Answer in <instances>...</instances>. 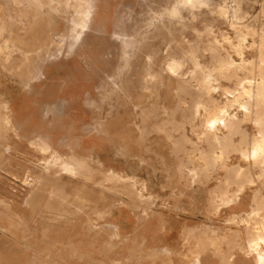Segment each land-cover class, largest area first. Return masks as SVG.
<instances>
[{
	"label": "rangeland",
	"instance_id": "374dc122",
	"mask_svg": "<svg viewBox=\"0 0 264 264\" xmlns=\"http://www.w3.org/2000/svg\"><path fill=\"white\" fill-rule=\"evenodd\" d=\"M15 1L0 0V95H15L18 109L11 125L0 124L1 191L20 203H40L38 218L81 220L84 226L80 232L91 237V252L119 251L124 246L128 251L144 252L143 262L156 260L146 251L157 242H136L135 231L128 241L121 237L115 220L125 213L135 220L139 236L150 224L153 234L163 237L180 229L177 250L187 253L182 256L188 264L196 263L195 257L205 252L226 256L225 264H230L234 250L252 254L247 243L262 233L264 224V206L257 208L253 200L264 201V173L257 179L258 167L251 168L256 181L246 186L238 201L216 208L213 198L220 194L216 185L224 187L229 176L218 166L193 180L187 169L191 166L187 160L191 144L176 141L182 128L196 141L185 118L190 98L176 91L175 82L190 79V52L200 64L212 65V42L220 44L222 56L228 54L236 61L238 57L228 42H235L239 35L248 42L246 45L258 48L264 36V0H242L238 12L234 0H208L191 9L178 0H89L87 23L75 26L73 21L80 20L74 12L79 0ZM72 39L74 45L69 48ZM38 48L44 59L41 71L36 80L25 85L27 69L39 64L32 61ZM23 52L31 61L28 65L22 63ZM243 63H254V72L264 67L263 61L258 63L251 55ZM176 66L181 70L170 78L167 71ZM254 77L249 75L245 82H255ZM221 84L232 85L226 80ZM190 85L195 87L196 81L190 80ZM6 99L0 97V103L7 104ZM6 114L0 108V116ZM243 128L248 138L256 134L251 123ZM84 138L89 142L82 143ZM175 141L179 145H174ZM43 143L50 147L48 151L39 149ZM229 152L224 155L227 164L245 165L238 152ZM76 161L88 168L92 179L78 175L81 172L75 169ZM107 169L133 177V187L127 182L96 183L106 178ZM59 181L72 182L77 189L63 194ZM238 182L232 181L228 190L235 189ZM80 191L88 197L81 196ZM178 220L186 225L177 228ZM212 228L225 240L218 239L219 243L210 239L206 229ZM160 249L167 251L166 247ZM163 261L167 264L168 259ZM113 262L118 264L119 259Z\"/></svg>",
	"mask_w": 264,
	"mask_h": 264
},
{
	"label": "bare ground",
	"instance_id": "6f19581e",
	"mask_svg": "<svg viewBox=\"0 0 264 264\" xmlns=\"http://www.w3.org/2000/svg\"><path fill=\"white\" fill-rule=\"evenodd\" d=\"M13 1H15V0H13ZM178 1H179L180 5H182V6H190V9H191V7L196 5V4L197 5L198 4H200V5L206 4V2L208 0H178ZM234 2H235L234 4L236 5L235 6V10L238 12L241 9V6H242L241 5L242 0H234ZM89 7H90V1L89 0H79L78 1V3L75 5L74 12L77 15L80 16V20L79 21H73L74 26L76 24H82L83 23L85 25L87 23L86 14H88ZM262 10H264V9H262ZM262 15H264V14H262ZM238 23H240V22H238ZM0 33H1V28H0ZM244 40L245 39L241 35H239L235 42H228V44L233 49V52L238 57V61L234 60L232 57H230V55H228L226 53H225L226 55L222 56L221 50H220L221 49L220 44H218L217 42H212L210 44V46H209V49H210V52L212 54L211 60L214 61V62H212L211 66L200 64L196 60L193 52H190V51L187 50L188 53L190 52L189 60H190V62L192 61V63H193V66H192L193 70H192V73H191L192 75H191L190 79L177 80V82H175V83H177L176 91L178 93L188 94L189 98H190L189 107L187 108L185 106V108L189 111V115H185V118H186L188 124L190 125V132H191L192 135L195 136L196 141L191 139L183 131V128H182L181 132L179 133L180 134V136H179L180 139L178 140V138L176 136V138H177L176 141H178L179 143H180V140L183 141L184 143H186V141H188L187 143L191 144V148L187 150V160H188L189 163H191V166L187 167V169L189 170V173H191L194 176L193 180H194L195 177H197L199 175L207 176L208 172H210L211 170L217 169L218 166H219V168L224 169L226 171V173H227L226 176H229V178L226 179V185L224 187H221L220 183H218V185H216V187L219 188V191H220V194L215 195V197L213 198V202L217 204L216 208H217L218 205L230 206L232 203H235L236 201H238L239 198H240V195L244 192L246 186L247 185H251V184H253L256 181L255 178L252 177V175L250 174L251 168L258 167L259 171L257 172L258 174L256 175L257 179L259 177H261L263 175V173H264V67H261V71L254 72L255 71V70H253L254 63H250L249 65H246L245 63H243V60L245 59V57H247V55L248 56L251 55V58H253V60L258 62V63L260 61L264 62V60L262 59L263 54H264V36H263V39L260 41V46L258 48H254V46L252 44L246 45V43H248V42L247 41L244 42ZM255 40H256V38H255ZM73 45H74V40L72 39L68 43V46H69V48H71ZM256 45H257V43H256ZM190 48H192V47H190ZM199 48L201 49L202 47L200 46ZM193 49H194V46H193ZM40 51H41V48H38L35 51L36 59L32 60V61L39 62V64L34 65L30 69H27L25 85H28L32 80H34L37 77V74L39 73V71H41V64H42L44 59L42 58V55H40ZM27 52H23L22 53L23 54L22 63L25 64V65H28L31 62L27 58ZM182 54H184V53H182ZM171 61H172V59H171ZM179 62L181 63V68H182V62L181 61H179ZM247 62H248V60H247ZM168 64L169 63H167V65ZM169 65H168V67H169ZM177 67L178 66H176V68H170V71L166 70L168 72L167 75L169 77L173 76V75H178V73L181 70V68L179 67L180 69H177ZM249 75H250L251 78H252V76H255L254 79H256V77H257V80L255 82L253 81V83H250L249 81L245 82V80L247 79V77ZM150 78H152L151 75H150ZM166 78L168 79V77H166ZM192 79H194L196 81L195 87H191V85H190V80H192ZM221 80L229 81L232 85L230 87L224 86V85L221 84ZM166 82H165V84H169V83H166ZM163 88L165 89L164 86H163ZM168 90H170V92H171V89H168ZM171 94H169V95H171ZM154 95H155V93H154ZM215 95L220 96V98H223V100H217L214 97ZM129 97H130V95H129ZM180 102H182V101H180ZM162 106H163V104H162ZM0 108H3L7 112L6 115L0 116V124L3 123V124H6V125H11L14 121H13L12 114L10 112L9 107L7 106V104L0 103ZM157 109H158V107H157ZM201 112H205V115L201 116ZM175 123H181V122H175ZM247 123H251L253 126L256 127L255 130L257 129V131L255 132L256 134H254V135L251 134L250 138H248V135H247L245 129L243 128V125L247 124ZM136 128H138V127H136ZM165 128H167V126ZM156 129L160 130V127H156ZM168 129H169L168 131H171V128H168ZM177 130H176V132H177ZM173 133H174V130H173ZM143 134H145V133H143ZM236 135L239 136V140H237V141H235V136ZM167 137L169 139V138H171V135H168ZM172 139H174L173 136H172ZM129 140H130V138H129ZM176 141H175L174 145H179L178 142H176ZM49 148L50 147L48 146V144L43 143V144H41L39 149H41L44 152V151H48ZM171 148H170V151H172ZM180 148L183 149V147H180ZM186 149L184 148V150H186ZM229 151H234L236 153L238 152L240 159L244 162L245 165H239L237 163H236V165H235V163H233L234 165L227 164L224 161V155L228 154ZM180 152H181V150H180ZM173 153L176 155L175 152H173ZM55 156H57V155H55ZM225 156H227V155H225ZM177 158H179V156H177ZM58 162H60V161H58ZM184 162L187 163L186 160H184ZM179 163L182 165L181 162H179ZM186 163H183V166H186L185 165ZM74 165H75V169H77V170H79L81 172V173H79L77 171L78 175H83L85 178L92 179V177H90V174H88V173H91V172H87V169H88L87 167L85 168L83 165L80 164V162H77V161L74 163ZM175 169H176V167H175ZM178 171H179V169H178ZM105 172H106V170H105ZM255 174L256 173H254V176H255ZM240 177H241V180H240ZM242 177H243V179H242ZM236 179L239 180V182L237 183L236 188L234 187L235 189L229 191L227 186H229L231 184V182L236 180ZM141 180H143V179H141ZM105 181L106 182H110V183L127 182V184L128 183L130 184L129 187L130 186L133 187V184H134L133 177H131L130 175L129 176L128 175H126V176L121 175V174L113 171L112 169H107L106 178L103 179V180H100V181H96V183L100 184L101 182H105ZM63 183H65V182H63ZM39 184H42V183H39ZM260 185H261V183H260ZM67 187H66V189H67ZM72 187L74 188V185ZM76 187H77V185H76ZM76 187H75V189H77ZM58 188L61 189L62 186L58 187ZM36 190H38V187H37ZM55 190H56V188L54 189V192H55L54 194H56V191H57V190L56 191ZM143 191H145V190H143ZM59 192H57V193H59ZM80 193H81V191H80ZM128 193H129V195H134V192H132V191L131 192L129 191ZM31 194H32V192H31ZM34 194L36 196L37 193H34ZM49 194H50V192H49ZM51 194H50V196L47 195V197L49 196L51 198L52 197ZM82 194L83 193H81V196L84 195L85 198L88 197L87 194H85V193L83 195ZM68 195H70V194H68ZM76 195H77V193H76ZM136 195L137 196H141V193L139 191H137ZM101 196H102V194H101ZM137 196H135V197H137ZM47 199L49 200V198H47ZM137 199H139V197ZM148 199H149V197H148ZM253 200L255 201L257 208H261L262 206H264V201L260 200L259 201L260 203H259V202H257L256 198H253ZM81 201H83V199H81ZM30 202H32V200H30ZM30 202H29V204H30ZM49 203H48V205H49ZM43 204H44V201H43ZM51 205H54V204L51 203ZM6 206H7V204L3 200H0V207L5 208L4 212L0 211V218L1 217L7 218ZM256 206H255V208H256ZM54 207H56V206H54ZM68 207H69V205H68ZM139 207H137V208H139ZM47 208H48V206H47ZM51 208H52V206H51ZM54 209H52V210H54ZM56 209H57V207H56ZM214 211H216L215 208H214ZM60 212H61V210H60ZM97 212H99V211H96V213ZM71 213H73V212H71ZM71 213L69 212V214H71ZM100 214L101 213H98L97 215L100 216ZM254 214H257V212H254ZM238 220H240V219L238 218ZM80 225H82V224H80ZM245 228H246V226H245ZM261 230H262L261 234H257L256 236L253 234V236H255V237L252 238L249 243H247L248 244L247 246H248L249 250L252 253H254L255 256H256L255 257V264H264V224H262ZM89 231H91V230H89ZM199 232H201V231H199ZM207 232L211 233L210 234V236H211L210 239L212 238L213 240H215V242H217L218 239H220V240L224 239V237L221 236V235L220 236L222 238H218L220 236L217 237V235L215 234L216 233V229L212 228V229H209V231L206 229V233ZM196 233H198V231ZM202 236H203V234H202ZM206 238H207V236H206ZM216 239H217V241H216ZM233 245H232V248L234 247ZM215 251H216V249H215ZM69 257L70 256H68V258Z\"/></svg>",
	"mask_w": 264,
	"mask_h": 264
},
{
	"label": "crops",
	"instance_id": "0c3cea01",
	"mask_svg": "<svg viewBox=\"0 0 264 264\" xmlns=\"http://www.w3.org/2000/svg\"><path fill=\"white\" fill-rule=\"evenodd\" d=\"M1 94V98H7L6 102L11 114L14 116L18 110L15 95L10 96L8 93L6 97V95H3L4 93ZM24 127H28L27 124H24ZM86 139H82L81 142H89V139ZM86 146L90 147L88 144ZM63 182H58V186H62L61 192L63 191V194L73 191L76 187V184L72 182H67V184ZM0 200L7 204V218H0V264H113L115 263L113 259H119L118 264H148L142 261L144 252L128 251L124 249V246L119 251H102L100 254L91 252V237L81 235L80 227L84 225H80L81 220L78 218H38L37 212L40 210V203L36 204L35 202V204L27 205L20 203L7 196L1 189ZM0 211L4 212L5 208L0 207ZM115 223L123 240L133 238L132 235L135 231L134 238L136 242H149L150 244L157 242L150 245V249L146 251L148 255L156 259L151 264H162L165 259H168L167 264H188L185 256H182V254L186 255L187 253L177 250L180 242V229L163 237L153 234V225L150 224L148 229L144 231L145 233L139 236V229L135 220L129 218L125 213L121 214L115 220ZM181 223L180 220L177 221V228L186 225ZM163 247L167 248L166 252L160 249ZM225 253L223 251L222 254ZM68 256L70 257L68 258ZM255 257L254 253L234 250L229 262L230 264H255ZM196 258L198 261L194 264L226 263V256H220V254L214 256L205 252L199 254ZM128 259H132V261ZM134 259L137 261H133Z\"/></svg>",
	"mask_w": 264,
	"mask_h": 264
}]
</instances>
